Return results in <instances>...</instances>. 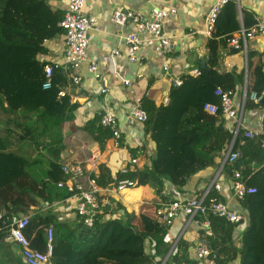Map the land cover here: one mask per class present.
<instances>
[{
    "label": "trees",
    "instance_id": "16d2710c",
    "mask_svg": "<svg viewBox=\"0 0 264 264\" xmlns=\"http://www.w3.org/2000/svg\"><path fill=\"white\" fill-rule=\"evenodd\" d=\"M63 15L64 11L52 9L47 0H0V109L3 113L24 110L33 113L37 119L63 120L75 107L65 93L71 80L69 69L55 67L52 86L42 89L44 66L48 62L39 60L38 56L45 51V41L63 32L59 26ZM254 23L251 14L242 11L243 26L249 28ZM240 27L236 3L228 0L221 7L207 40L205 67H197L200 73L182 75V83L170 88L167 103L157 105L148 98L140 101L147 113L145 126L154 145V154L148 165L137 168L127 163L124 171H117L112 176L104 164H99L96 181L101 188L128 179L134 182V186L149 185L161 202H143L137 212L124 210L118 216L110 217L102 212L92 226H86L82 221L53 223L52 217L42 213L29 215L24 233L33 248L45 249V229L52 224V264L161 263L172 243L168 238V227L161 226L157 219L158 208L162 202H167L162 195L165 183L181 188L192 175L217 165L232 138V126L224 117L214 90L220 87L234 91L244 80L243 70L220 72L221 48ZM253 56L252 51L247 50L248 69L252 67ZM251 91L258 95L264 93V68L260 62L253 66L252 82L247 83L244 103L245 110H263L260 133L252 139H245L242 144L237 142L235 149H239L241 156L233 162H226L221 169L230 179L232 173L238 171L247 186L255 187V192L239 200L247 212L240 247L237 249L233 245L235 225L216 216H208L210 226L207 230L200 229V235L209 238L222 260L238 256L239 264H264V102H253L249 98ZM60 92L64 94L60 95ZM206 102L215 103L219 111L216 114L205 111ZM99 119V115L95 116L82 129L103 149L107 140L112 138V131L101 126ZM243 132L240 128L237 141L242 140ZM59 167L50 166L46 181L38 180L27 175L25 157L0 151V191L5 189L10 193L9 209L12 213L26 212L25 208L33 202L31 194L46 201L67 198L69 193L56 184L63 178ZM209 196L222 201L214 189L210 190ZM119 208L117 205L116 210ZM5 217L8 215H1V219ZM197 220L200 222L202 217ZM2 240L0 238V264H25L15 249ZM146 242L152 244L153 253L146 250ZM168 261L196 264L181 238L177 241V251L170 254L164 264Z\"/></svg>",
    "mask_w": 264,
    "mask_h": 264
},
{
    "label": "crops",
    "instance_id": "0c3cea01",
    "mask_svg": "<svg viewBox=\"0 0 264 264\" xmlns=\"http://www.w3.org/2000/svg\"><path fill=\"white\" fill-rule=\"evenodd\" d=\"M47 2L52 9L65 12L68 0H47ZM234 2L240 23L242 22V11L250 13L255 22L258 19H264V0H234ZM210 4L211 0H85L81 11L84 14L95 16L98 21V30L88 32L87 45L88 60H94L97 63L98 77L87 73L88 60L69 69V76L78 74L81 81L75 84L70 80L65 89V93L69 95L75 107L63 120L37 119L33 113L24 110L6 114L0 109V151L15 152L25 157L27 175L43 181H46V172L50 166L58 167L63 162L84 163L91 154L98 155L99 164H104L112 176L122 170L127 163L137 168L148 165L154 154L151 133L146 129L145 123L141 124L128 119L129 104L140 102L144 98L154 101L157 105L166 103L172 87L170 78L188 74L189 71L201 66L202 61H206L208 55L206 43L209 37L205 34L203 27L204 16ZM153 6L176 9L175 13L171 14L164 23V30L171 36L172 43L167 60L169 74L163 72L162 60L155 56L149 48L142 50L144 62L139 68L130 65L124 58L114 60L110 58L112 49H124L118 34L126 30H135L131 23L120 26L111 22V13L114 10L130 9L146 14ZM44 48V53L38 56L39 60L56 63L65 68L63 33L45 41ZM247 50L252 51L254 55L250 69L247 67V53L228 45L223 46L220 51L222 63L220 72L243 70L244 77L245 74L247 75V83L251 84L253 66L260 62L264 68V34L249 41ZM135 71H140L142 77L137 78ZM123 79H129V85H124ZM243 85L244 80L234 90L235 103L240 102ZM105 108H109L118 120L121 127V144L116 145L111 138L101 149L82 127ZM262 114V109L246 110L242 118L243 128L259 129ZM221 161L219 160L215 166H208L192 175L181 188L166 182L162 195L167 201L170 199L183 200L199 195L210 185L219 170ZM218 180L222 185L221 192H218L222 201L235 209L245 211L240 201L232 197L230 177L220 172ZM102 193L113 199L116 206H120L112 213L115 216L121 215L124 210L137 212L139 205L143 202H161V198L149 185L134 186L122 191H115L114 185H110L102 188ZM9 194L5 189L0 191V215H8L0 219V238L3 239V243L11 245L19 256L17 245L6 236V224L22 215H34L35 213L52 217L53 223L79 221L73 210V199L69 196L65 199L46 201L31 194L33 202L25 208L26 212L12 213L9 209L11 206L9 200L12 197ZM26 201L30 200L26 198ZM183 221L182 218L175 219L173 226L168 229V238L172 240L180 237L188 245L190 258L195 260L193 248L201 236L200 229L202 228L192 221L182 232ZM242 229L243 227L234 228L233 245L237 249L240 247ZM145 247L147 251L153 253L152 244L146 242ZM223 260L225 264H239L238 256L232 260L225 257ZM167 264L176 263L168 261ZM196 264L200 263L196 261Z\"/></svg>",
    "mask_w": 264,
    "mask_h": 264
},
{
    "label": "built area",
    "instance_id": "2783aa9c",
    "mask_svg": "<svg viewBox=\"0 0 264 264\" xmlns=\"http://www.w3.org/2000/svg\"><path fill=\"white\" fill-rule=\"evenodd\" d=\"M228 0H211L204 16V32L210 37L214 30L215 20L221 7ZM85 0H68L67 8L63 18L59 22V26L63 29L64 35V60L65 69L77 67L80 63L88 60L87 45L88 32L90 30H98L97 18L93 15L84 14L81 10ZM175 8L165 9L158 6L150 8L148 13L133 11L130 9L114 10L110 15V21L116 25H125L131 23L135 30H126L118 34L120 42L124 49L114 48L110 51V58H124L130 65L141 67L144 62L142 50L149 48L155 56L162 60V70L169 74L168 54L171 50V36L164 30L166 19L173 13ZM240 20V18H239ZM264 34V19H258L249 28H245L241 22L239 30L234 32L229 39L227 45L233 49H241L247 53L248 42L256 36ZM87 73L98 77L97 63L94 60H88ZM56 63L48 62L44 66L45 79L42 83V89H48L52 86L53 69L58 67ZM200 73L198 68L188 72L189 75L196 76ZM70 75V74H69ZM137 78L142 77L140 71H135ZM75 84L81 81L78 74L69 76ZM172 86H179L182 83L181 77L170 78ZM129 79H123L124 85H129ZM247 92V75L244 77L243 91L240 96V102L235 103L234 91L222 90L220 87L215 88L214 95L219 97L222 113L230 127L232 126V138L227 145L226 152L219 166V170L212 179L206 190L199 195H195L183 200H169L162 202L157 210V219L161 226H173L175 219H184L182 232L192 222H196L202 229H208L210 226L209 215L222 218L229 223L235 225V228L244 227L247 223V212L231 207L228 203L217 200L214 196H209L210 190L214 189L216 193L221 192L222 185L218 180L219 173L226 162H233L241 156L239 149H235L238 142L242 144L245 139H252L260 133L259 129H245L242 125L244 103ZM64 92H60L63 95ZM262 95H258L256 91L249 93V98L258 103ZM168 102V99H167ZM166 102V103H167ZM204 110L211 114H216L219 107L212 102L204 104ZM99 123L101 126L109 127L112 131V139L116 145H119L121 139V127L115 114L105 108L100 114ZM128 119L137 121L141 124L147 120V113L140 102L129 104ZM242 129L243 138L237 141L239 129ZM99 157L97 154L89 155L84 163L81 162H63L59 166L63 178L56 184L58 187L64 188L69 197L73 199V210L86 226H92L97 215L106 212L112 217V213L116 210V203L108 195L102 193V188L97 184L96 175L98 174ZM124 171V168L122 169ZM233 178L230 180V190L232 197L236 200H241L245 195L255 192V187L247 186L241 179L240 173L234 171ZM134 182L128 179H122L114 185L115 191L134 187ZM164 191L162 192V194ZM198 217L202 220L198 222ZM1 219V215H0ZM29 215H22L13 222L6 224L8 235L18 249L22 261L25 264H52V245L51 242L54 236V227L50 224L45 229L46 246L43 251L33 248L30 239L25 235L24 229L28 224ZM242 229V230H243ZM180 237L172 239L171 246L167 255L163 258L160 264H164L170 254L177 251V241ZM193 256L200 264H225L217 251L212 247L211 241L206 236H200L193 248Z\"/></svg>",
    "mask_w": 264,
    "mask_h": 264
},
{
    "label": "water",
    "instance_id": "95a60500",
    "mask_svg": "<svg viewBox=\"0 0 264 264\" xmlns=\"http://www.w3.org/2000/svg\"><path fill=\"white\" fill-rule=\"evenodd\" d=\"M200 64H201V67H205V61H202ZM260 102L262 103L264 102V93L262 94Z\"/></svg>",
    "mask_w": 264,
    "mask_h": 264
},
{
    "label": "rangeland",
    "instance_id": "374dc122",
    "mask_svg": "<svg viewBox=\"0 0 264 264\" xmlns=\"http://www.w3.org/2000/svg\"><path fill=\"white\" fill-rule=\"evenodd\" d=\"M2 117V116H1ZM8 130H10V129H8Z\"/></svg>",
    "mask_w": 264,
    "mask_h": 264
}]
</instances>
